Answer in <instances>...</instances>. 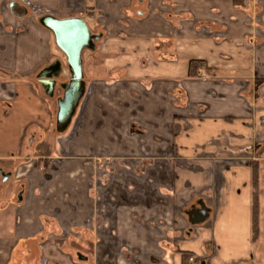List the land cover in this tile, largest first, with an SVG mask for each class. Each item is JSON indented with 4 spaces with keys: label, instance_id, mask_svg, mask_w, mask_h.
<instances>
[{
    "label": "crops",
    "instance_id": "obj_1",
    "mask_svg": "<svg viewBox=\"0 0 264 264\" xmlns=\"http://www.w3.org/2000/svg\"><path fill=\"white\" fill-rule=\"evenodd\" d=\"M12 2L0 0V264H189L197 257L200 264L259 263L264 108L253 80L224 81V87H184V81L196 80L188 77L191 61L204 62L211 73L218 63L236 78L264 72V0H22V18L11 13ZM180 7L201 11L203 19L216 10L218 21L206 20L220 30L222 38L210 44L217 55L195 53L188 43L194 23L178 19ZM33 11L41 14L30 16ZM245 14L256 23L249 38ZM46 17L85 21L92 40L81 54L82 73L107 79L100 81L104 87H83L68 143L58 141L53 156L35 157L23 155L25 129L17 125L34 123L39 95L52 98L58 89L57 121L71 81L65 55L42 25ZM135 125L142 127L137 134ZM95 155L116 162L101 167L106 180L94 173L86 181L87 160ZM129 172L138 179L127 180Z\"/></svg>",
    "mask_w": 264,
    "mask_h": 264
},
{
    "label": "rangeland",
    "instance_id": "obj_2",
    "mask_svg": "<svg viewBox=\"0 0 264 264\" xmlns=\"http://www.w3.org/2000/svg\"><path fill=\"white\" fill-rule=\"evenodd\" d=\"M17 1H21L22 0H16ZM25 1H29V0H25ZM194 1H206V0H194ZM211 1H218V0H211ZM227 4L229 5L230 2L229 1H235V0H226ZM253 1V0H252ZM226 4V5H227ZM183 8L180 7V11H182V13L179 12V17L178 19L183 21V22H189V21H193L194 25L193 27L191 26V31H193V37L188 39V43L193 44L194 46H197L196 48V54L197 55H201L202 53H207L209 51H213L215 52V54H218V51L214 50V48L212 47V43L217 42L219 39H221L222 37L219 36V32L220 30L217 29L216 27H213V25L208 24L207 20L209 22L215 23L218 21L219 17H218V13L216 12V10L211 11V13L208 15L206 14L207 18L202 16V12L201 11H197L195 14H191L189 12L183 11ZM36 12V11H35ZM33 12H29L28 14L31 16V14H41L39 11L35 13ZM249 15V14H248ZM247 14L243 15L244 19L243 21H247L246 23L244 22V27L245 28V35L251 37L253 36V34H250L251 32V28L252 25H256L255 23V18H252V15L250 14V16H248ZM245 16V17H244ZM207 19V20H206ZM252 20V21H250ZM187 25L189 27V23L185 24V28L184 30H186ZM249 30V31H248ZM212 39V40H210ZM243 39L247 41V37L243 36ZM215 40V41H214ZM221 41V40H220ZM89 52V50H87V48H85L82 51V56L86 57L87 53ZM223 55V54H222ZM221 55V56H222ZM226 55V54H225ZM218 62V61H217ZM215 69V73H211V72H204L201 71V76H199L198 78H196V80H192V81H188V83H186V80L184 81V87H224L223 84H221V82L224 81H249V79L253 80V85H250L251 90L253 91V94H255V98L258 100V104L261 108H264V85L262 84L264 82V72H259L258 75H256L255 77H253L254 79H252L250 76L249 77H233L231 75H229V71L226 70H222L224 69L222 65H218V63L216 64V68ZM90 78L93 80V82H95V85L93 86H89L86 83V80ZM107 77L106 76H91L87 74H83V87H104L100 81H104L106 80ZM33 87H40L39 86V82L37 77L33 79ZM183 87V86H180ZM90 90H93L90 89ZM61 96V91L59 92V90L57 89V94L55 97H48L47 94H40L39 95V100L37 101V103L35 104V108H36V117L34 118V123L29 124L27 126V124L24 121L21 120H27L26 117H20V121L24 122V123H19L17 125L19 132H21L22 130L25 129L24 135H23V139L21 140V148L23 149V155L26 154H30V156H35V157H46V156H53L52 154H49V151H52V149L54 148V146L57 145L58 141H59V145H66L65 143H68V138L66 139V135L69 133V131L71 129H73L72 131H74V129L78 126V124L73 127V119L70 121V124L63 128L61 131H58V125H57V121H56V117H55V113H56V109L55 108V101L56 98ZM45 101V102H44ZM186 102L185 100V95L180 94V98H179V106L181 107L182 105H184ZM47 107H51L50 109H48ZM191 107V106H190ZM194 108V107H193ZM192 108V110H193ZM38 111H40L41 113L38 114ZM187 111V110H186ZM195 111V108H194ZM186 113V112H185ZM188 113H186L187 115ZM184 115V116H186ZM137 129H131V131H133L134 133H138L142 127L135 125ZM150 129L154 130L153 125L149 124L147 125ZM144 129V128H143ZM77 130V129H76ZM63 140V141H62ZM130 143L132 144V141H130ZM149 144L152 146L154 144V141L150 139ZM31 149H34V153L33 155L31 154ZM65 158L70 159L71 157H69V155H63ZM262 157H264V153L261 155ZM60 157V156H58ZM121 158H127L124 157L123 155H120ZM136 156H133L131 158H135ZM61 158V157H60ZM94 158V160H93ZM118 158V157H117ZM67 159V160H68ZM89 163V169L87 170V174L84 177V180L88 181V179H91V175L94 176V173L96 174H101L104 175V178L100 177V180H106V176L107 173L104 171L103 167L104 164L107 163H115L116 160H113L108 157H97L96 155L92 158H90L89 160H87ZM65 163V162H64ZM46 166V163L44 164ZM99 169H102V171H104V173L100 172ZM98 171V172H97ZM131 172H129V174H126V178L127 180H132V179H138V173L132 174L133 176L136 175V178L133 177L131 174ZM263 178H264V171H263ZM97 178H94V180H96ZM128 182V181H127ZM106 184V183H105ZM116 184H121V182H116ZM127 185V184H126ZM107 189V188H106ZM115 190V188H114ZM113 190V191H114ZM125 189L121 188V191H123ZM127 190V188H126ZM120 190H116L113 193L114 198L117 197L121 194ZM129 191V190H128ZM127 191V193H128ZM134 190L131 189L130 194L131 195H136L138 196V193ZM126 193V194H127ZM101 194L100 196H105L106 194V190L105 188L101 190ZM120 198V197H118ZM121 205L123 206L124 204L121 203ZM131 207H133L131 205ZM261 218L264 217V193L261 194ZM125 211H134V208H127ZM261 231L264 234V225L262 224V219H261ZM264 237V236H263ZM261 248V247H260ZM119 254V253H118ZM135 255L134 260H137L138 257H140L139 254L137 253H133ZM258 255H261V251L259 249ZM126 255H128L129 257H131V253H126ZM129 260H132L133 258H128ZM116 260H118L119 262H122V258L121 255H117L116 256ZM154 260V259H153ZM189 264H200V258L197 257L195 260H191L189 262ZM257 264H264V258L262 257V259H260L259 263Z\"/></svg>",
    "mask_w": 264,
    "mask_h": 264
},
{
    "label": "water",
    "instance_id": "obj_3",
    "mask_svg": "<svg viewBox=\"0 0 264 264\" xmlns=\"http://www.w3.org/2000/svg\"><path fill=\"white\" fill-rule=\"evenodd\" d=\"M9 8L17 18H22L27 14L26 8L17 2H12ZM42 25L52 33L55 45L66 57V63L71 74V81L64 91L63 98L58 102L57 130L61 131L69 123L83 91L81 54L85 48L90 47L92 37L85 21L81 18L56 19L46 17L42 19Z\"/></svg>",
    "mask_w": 264,
    "mask_h": 264
},
{
    "label": "trees",
    "instance_id": "obj_4",
    "mask_svg": "<svg viewBox=\"0 0 264 264\" xmlns=\"http://www.w3.org/2000/svg\"><path fill=\"white\" fill-rule=\"evenodd\" d=\"M238 4L236 3V6ZM201 71L211 72V70L202 61H191L188 67V77L198 78ZM67 87V86H65ZM257 166L254 165L252 171V185L254 188V193L252 196V238L255 239L258 234V196H257Z\"/></svg>",
    "mask_w": 264,
    "mask_h": 264
}]
</instances>
